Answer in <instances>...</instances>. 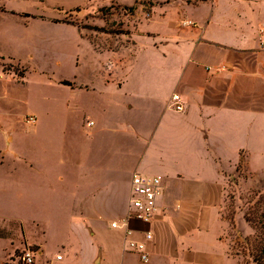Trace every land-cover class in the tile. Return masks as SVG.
I'll use <instances>...</instances> for the list:
<instances>
[{
    "label": "rangeland",
    "instance_id": "1",
    "mask_svg": "<svg viewBox=\"0 0 264 264\" xmlns=\"http://www.w3.org/2000/svg\"><path fill=\"white\" fill-rule=\"evenodd\" d=\"M1 1L8 10L45 18L29 23L27 17L0 11V264L19 262L28 249L32 264H264V159L239 165V181L230 184L224 200L221 186L205 190L196 203L194 213L215 223L222 206L229 256L211 243L212 230L216 233L224 225L218 221L208 232L195 229L184 236L187 244L200 248L198 262L182 251L185 248H176L174 240L149 251L148 262H143L125 250L121 231L110 224L124 215L129 201L127 171L123 175L127 147L116 136L107 165L95 131L106 121L121 128L130 120L132 135L141 139L152 132L143 126L151 115L145 100H128L106 80L127 75L137 86H159L168 77L159 68L162 61L179 57L174 43L191 28L180 26L183 20L196 22L195 31L210 33L235 25L241 34L248 31L252 48L259 51L264 0H155L150 16L144 11L154 0ZM109 34L122 43L134 41L135 63L124 54L113 56L112 42L101 41ZM165 37L169 43H160ZM173 90V85L166 89ZM29 115L34 122L27 121ZM61 128L67 130L65 138L58 132ZM23 158L31 160L32 168ZM46 159L53 164L64 160L51 179L44 173ZM73 164L76 177L71 181L68 169ZM60 173L64 181H59ZM88 199H94L99 210L77 211L75 203ZM169 229L174 232L173 224ZM32 241L40 244L42 254ZM57 253L64 256L62 261L55 258Z\"/></svg>",
    "mask_w": 264,
    "mask_h": 264
},
{
    "label": "crops",
    "instance_id": "2",
    "mask_svg": "<svg viewBox=\"0 0 264 264\" xmlns=\"http://www.w3.org/2000/svg\"><path fill=\"white\" fill-rule=\"evenodd\" d=\"M200 1L208 0L198 2ZM155 3L154 0L149 10L144 11L147 16L151 15ZM0 4L3 5L1 12L27 17L29 23L37 18L41 20L45 18L42 15L8 10L1 0ZM52 21L64 23L57 18H53ZM180 26L191 28L174 43L178 48L179 57L173 61H162L159 68L167 72L168 77L164 78L159 86H137L127 75L111 76L106 80L108 84H116L121 94L128 96V100L130 98L145 100L151 115L145 119L143 126L146 131L152 132L141 139L138 134L132 135L133 123L130 120L121 128L106 121L95 131L98 135L96 143L98 146L102 145L108 157L107 165L110 163V154L114 156L116 136L123 139L120 145L124 144L127 147L129 156L128 163L126 161L123 163V175L125 178L127 171L129 192L132 175L136 172L160 175L162 178V192L157 200L156 214L149 225L131 221L129 225L138 230L134 232L133 237L142 239L141 231L149 228L152 239L148 241L149 244L147 242L148 254L149 251L159 248L162 243L169 244L174 240L176 248L179 250L180 247L185 248L182 251L187 252V255L198 262V256L202 255L200 248L187 244L184 236L195 229L208 232L215 228L218 221L224 223L220 215L222 206L218 208L216 223L210 217L202 218V215L194 213L198 198L205 190H217L222 186L220 190L223 191L224 200L230 184L236 185L239 181L238 166L245 165L254 158L264 159V42L259 38L260 50H255L250 44L252 39L248 31L241 34L235 29V25L231 29V24L227 30L217 33L206 32L203 29L195 31L198 25L193 20H183ZM263 31L264 24L259 33ZM109 36L111 37H102L101 41L112 42L113 56L119 57L124 54V58L128 56V60L135 63L134 41L122 43L119 37H112L110 34ZM164 39L160 43L168 44L167 37ZM110 61L111 59L108 64L112 65L113 62ZM19 69L24 73V69ZM169 85L174 86L171 93L166 91ZM173 94L180 96L184 107L182 111L173 109L171 105ZM97 106L101 107V104L98 103ZM127 107H133L130 101H127ZM153 107L155 110L152 111ZM30 117L33 120H29ZM27 121L34 122V116L29 115ZM92 124V121H87L88 126ZM58 132L66 137L65 128L59 129ZM132 149H135L133 155ZM1 155L0 163L3 158ZM14 155L21 159L17 154ZM23 160L32 168L30 159ZM112 164L114 165V160ZM42 165L44 173L51 179L52 172L60 165L63 166L64 160L53 164L51 159H46ZM68 174L73 181L76 177L74 164L68 169ZM111 174L115 179L114 168L111 169ZM57 176L59 181H64L63 173ZM128 205L129 201L124 215L111 222L124 218ZM75 206L77 211L82 212L99 210L94 199L78 200ZM170 223L174 226V232L169 229ZM114 229L121 231L124 248L127 250L124 230ZM224 231L225 223L216 230V233L212 230L211 243L229 256ZM32 243L38 245L37 252L42 254L40 244L33 241ZM58 255L60 258H57ZM209 255L215 257L217 253L210 252ZM55 258L62 261L64 256L57 253ZM94 259L99 260L100 256H95Z\"/></svg>",
    "mask_w": 264,
    "mask_h": 264
},
{
    "label": "built area",
    "instance_id": "3",
    "mask_svg": "<svg viewBox=\"0 0 264 264\" xmlns=\"http://www.w3.org/2000/svg\"><path fill=\"white\" fill-rule=\"evenodd\" d=\"M171 105L175 111L184 109L178 94H173L171 97ZM29 120H33L32 117ZM162 192V178L160 175H145L134 173L130 183V199L128 211L124 218L120 221H112L113 228H122L126 240V249L137 254L138 258L147 262L149 254L147 251V242L152 239V232L149 228L142 230V239H135L133 234L136 230L131 227L130 222H136L144 225L149 223L154 218L157 211V200ZM57 258H60L58 255ZM24 264L33 263V252L27 250L21 255Z\"/></svg>",
    "mask_w": 264,
    "mask_h": 264
},
{
    "label": "trees",
    "instance_id": "4",
    "mask_svg": "<svg viewBox=\"0 0 264 264\" xmlns=\"http://www.w3.org/2000/svg\"><path fill=\"white\" fill-rule=\"evenodd\" d=\"M133 8H134V7H130L129 9H130V10H133ZM18 74H19V75H22V74H23L22 70L20 71V73L18 72ZM238 168H239V166H238ZM245 218H246L247 221H251L250 218H248V217H245ZM262 227H263V229H264V221L262 222ZM260 251H261L262 254H264V242H263V244L261 245V250H260ZM19 258H20V259H19V262L15 263V264H24L23 261L20 262V260H21V256H20ZM5 264H9V263H5Z\"/></svg>",
    "mask_w": 264,
    "mask_h": 264
}]
</instances>
